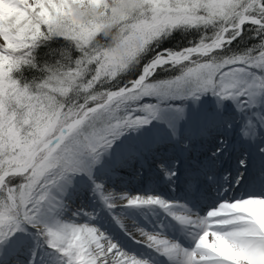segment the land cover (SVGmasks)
Listing matches in <instances>:
<instances>
[{
	"label": "snow or ice",
	"instance_id": "obj_1",
	"mask_svg": "<svg viewBox=\"0 0 264 264\" xmlns=\"http://www.w3.org/2000/svg\"><path fill=\"white\" fill-rule=\"evenodd\" d=\"M0 264H264V0H0Z\"/></svg>",
	"mask_w": 264,
	"mask_h": 264
},
{
	"label": "bare ground",
	"instance_id": "obj_2",
	"mask_svg": "<svg viewBox=\"0 0 264 264\" xmlns=\"http://www.w3.org/2000/svg\"><path fill=\"white\" fill-rule=\"evenodd\" d=\"M120 179L123 182V187L127 190L128 193L135 194H144L146 191L154 190L156 194L164 195L168 198H174L182 195L180 192L172 193L164 185L159 184L155 178V170L150 169L145 171L143 177H138L135 174L134 169L123 170L120 174ZM138 181H136V180ZM140 183L141 185H138ZM119 206V202H118ZM143 222V218H140ZM125 223L132 228L133 222L131 220H126ZM135 230V229H133ZM122 235V234H121ZM124 242L129 250H137L139 246L131 244L130 241H127V238H124Z\"/></svg>",
	"mask_w": 264,
	"mask_h": 264
},
{
	"label": "trees",
	"instance_id": "obj_3",
	"mask_svg": "<svg viewBox=\"0 0 264 264\" xmlns=\"http://www.w3.org/2000/svg\"><path fill=\"white\" fill-rule=\"evenodd\" d=\"M178 42H182V41H181V37L177 34V35L174 36V38H171L170 40L165 41L164 42V46H166V47H173Z\"/></svg>",
	"mask_w": 264,
	"mask_h": 264
},
{
	"label": "rangeland",
	"instance_id": "obj_4",
	"mask_svg": "<svg viewBox=\"0 0 264 264\" xmlns=\"http://www.w3.org/2000/svg\"><path fill=\"white\" fill-rule=\"evenodd\" d=\"M207 104H211L212 103V101H211V98H206V101H205ZM136 180V179H135ZM136 181H138V180H136ZM139 182V181H138ZM138 185H141L140 183H137Z\"/></svg>",
	"mask_w": 264,
	"mask_h": 264
}]
</instances>
